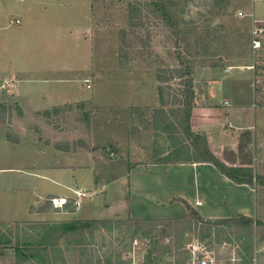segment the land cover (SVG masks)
Wrapping results in <instances>:
<instances>
[{
  "label": "rangeland",
  "instance_id": "obj_1",
  "mask_svg": "<svg viewBox=\"0 0 264 264\" xmlns=\"http://www.w3.org/2000/svg\"><path fill=\"white\" fill-rule=\"evenodd\" d=\"M148 1L91 0V22L96 32L91 35L90 31L83 36L89 25L88 0H21L24 9L28 10L25 13L27 18L39 20V23L42 20L44 24L48 22L51 29L64 24L70 27L71 35L45 34L33 38L30 31H25L28 33L25 37L18 33L14 35L13 31L19 30L18 21L16 25L4 29L0 40L5 47L13 39L18 40L20 44L16 45L21 55L26 53L27 48L30 53H37L39 45L42 58H49V64L53 65L63 59V50L64 61L67 62L69 52L72 70L67 96L70 100H76L92 93L96 105L91 101L65 105L61 107V114L47 119L26 114L22 125L24 132L19 127L10 129L6 134L17 137L18 142L6 138L12 144H0V167H21L29 173L41 171L38 162L46 159V153L58 151L55 146L68 150L66 152L73 170L85 167L83 158L93 160L97 155L105 160H112V156L118 158L119 154L111 146H116V143H119L120 155L123 156L120 160H124L131 153V147L122 144L126 128L128 135H138L141 141L148 138L155 146L151 150H156L159 144L164 146L159 150H165L169 143L164 135L153 130L150 112L160 107V86L164 89L166 109L171 107L172 98L181 94L182 88L178 87L175 70L186 63H191L195 68L214 66L222 70L253 67L260 85L257 106L264 111V20L253 23L249 17L254 7L255 17L264 19V0H255L254 3L253 0H160L172 16L169 27L147 7ZM43 4L48 5L46 12H41ZM129 4L140 12L139 21L134 19L136 25L133 27L128 24ZM19 10L17 6L10 7L2 26L17 20L21 15ZM239 12L244 14L243 17H238ZM253 31L257 32L256 35ZM83 39L93 41L92 61L87 58ZM254 40L260 42L258 49H253ZM10 56L9 47L1 51L0 65L3 59ZM15 58L18 61L21 56ZM91 62L92 67H89ZM236 72L238 78L234 87L226 93H232L231 96L243 103L248 98V83L244 81L247 75L240 76L241 73ZM86 76L91 81L89 90L81 87V80ZM235 76L232 75L229 82H234ZM158 77L162 83L157 81ZM247 101L250 102V99ZM119 119H126V128ZM91 125L94 141L98 145H110L101 148L88 144ZM19 139L22 140L21 144ZM246 139L251 143V137ZM241 154L239 158L243 160L254 157L252 148L251 151L242 150ZM101 166V177L106 173L111 177L112 172L124 174L130 167L125 160L112 165L107 161ZM20 172L0 174V216L12 209L16 212L22 208L30 200L33 187L40 184L33 175L26 172L21 175ZM54 180L53 183L50 180L43 182L47 185V192L55 195L65 192L62 183ZM83 180L87 184L89 178ZM94 181V185L108 184L112 179L105 181L94 177ZM71 182L67 176L63 184L71 185ZM102 190L99 193L92 188L81 190V193L70 191L65 199L67 203L61 208L54 207L51 199L44 198L35 207L37 211L47 213L43 220H30L15 228H2L4 238L0 236V250L35 245L44 233V225L83 220L85 205L83 207L84 203L79 201L78 196L87 194L88 199H93L98 194L102 195ZM110 221L114 223L97 227L93 235L85 237L80 245L75 242L69 245L62 241L60 252L52 256L50 264H191L200 260H210L211 264H264V218L255 222L258 225L253 226L250 236L245 230L237 231L221 225L212 226L208 231L206 224L192 215L187 218L191 226L186 231H182V224L172 225L168 229V224L162 223L156 229L145 227L138 230L137 225L129 220L116 217ZM23 264L38 262L29 259Z\"/></svg>",
  "mask_w": 264,
  "mask_h": 264
},
{
  "label": "crops",
  "instance_id": "obj_2",
  "mask_svg": "<svg viewBox=\"0 0 264 264\" xmlns=\"http://www.w3.org/2000/svg\"><path fill=\"white\" fill-rule=\"evenodd\" d=\"M254 2L255 0H253ZM39 4L40 2L36 5ZM91 4V0L86 3L89 25L86 32H83V36H86L90 31L91 35L96 32L93 30L91 22ZM52 5L53 3H51ZM14 6L19 7L21 12L17 19L19 30L13 31L14 35L18 33L17 35L25 37L28 35L27 31L31 32L33 38L45 34L51 36L56 34L63 37L71 35L70 27L64 26V24L51 29L48 22L44 24L42 20V23H39V20L27 18L25 13L27 14L28 10L24 9L21 0H0V36H2L1 33L4 29L16 25L10 21L9 24L2 26L9 8ZM47 7V4H43L41 12H46ZM254 11L253 7L249 17L252 16L255 22L263 21L264 19L255 17ZM83 40L87 58L92 61L91 43L93 41ZM12 41L9 46L5 47V44L0 40V52L7 50L8 47L11 51V56L3 59L2 65H0V104H16L23 116L19 118L13 112L10 122L0 126V144H12L6 140V134L9 133L10 129L20 127V131L24 132L22 125L26 114H30L34 118L44 111L65 105L90 101L96 105L95 95L92 93L76 100H70L67 96L66 92L70 89L69 75L72 70L69 52L67 62L64 61L66 59L63 50V59L53 65L49 64V58H42L43 53L38 48L39 45L36 48L37 53L32 54L27 48L26 53L21 55L19 47L16 45L19 43L18 40L13 39ZM46 42L48 43V40ZM15 56H21L20 60L17 61ZM89 65L92 67V62ZM236 71L241 73L240 76L247 75L248 79L246 78L244 81L248 83L246 96L250 102H246L247 98L243 103H240L238 98H235L234 95L231 96L232 93H226L230 91L231 87H234L238 78L235 76ZM232 75L235 76V80L229 82L232 81ZM193 79L196 99L190 118L192 131L206 136L210 152L225 165L250 168L254 176L264 178V111L257 106L260 85L256 81V73L253 71V67H231L226 70L214 66L196 67ZM85 80L89 81V85L85 83ZM138 86L141 88V85ZM81 87L91 89V81L87 76L81 80ZM140 106L145 105H137V107ZM152 107L156 106L152 105ZM119 121L126 128V119L124 121L119 119ZM90 129L91 136L88 144H91L92 147L99 146L101 148L110 145L108 143L98 145L93 139L92 125ZM246 132L250 134L251 143L247 142V137L242 136ZM242 137L245 141H241ZM19 140V144H21L22 140ZM116 144V146H111L119 154L118 158L112 156V160H105L100 155L94 157L93 160L83 158L85 163L83 166L85 167L76 170L72 169L71 160L64 149L46 153V159L43 158L38 162L41 171H34L35 173L23 171L21 167H0V174L21 171L20 174L23 175L26 172L36 177L40 183L35 188L33 187L30 200L22 208L16 212L12 209L0 216L1 239L4 238L2 228H15L20 226L22 222L30 220L42 221L44 214L47 215V213L37 211L35 207L41 204L44 198L66 199L70 195V191L81 193L91 188L96 189L98 193L103 188V194H98L93 199H88L87 194L78 196L79 201L84 203L83 207L85 205L82 210L83 220L110 221L116 217L125 220L185 219L188 218V211L183 202L188 204L204 220L243 216L252 219L255 223L264 218V187L255 183L251 186L235 184L220 174L211 164L158 162V159L167 156V151L171 150L169 149L170 144H167V148L163 151L159 149L164 148V146L161 144L156 146V150H159V156L154 159L153 150H151L152 147H155L154 144H151L148 138L141 141L138 135H128L127 128L122 136V144L131 147L130 155L124 158L130 167L124 174L112 172L111 177H109L106 173L104 177L102 176L103 179L106 181L107 178H110L112 181L108 184L104 182V184L94 185L92 183V181L95 182L94 177L103 180L99 174L104 162L108 161L112 165L124 161L120 160V157L123 156L120 155L119 143ZM251 148L254 156L251 160L239 158L242 155V150L243 152L245 149L251 151ZM67 176L72 182L71 185L65 186L63 183ZM87 177L89 180L85 184L83 178ZM54 179L58 180L60 184L62 183L65 192H60L57 195L47 192V185L43 182L48 183L50 180V183H53ZM76 183L78 184L77 187ZM79 201L78 205L80 206ZM9 248L0 250V264H15V249Z\"/></svg>",
  "mask_w": 264,
  "mask_h": 264
},
{
  "label": "trees",
  "instance_id": "obj_3",
  "mask_svg": "<svg viewBox=\"0 0 264 264\" xmlns=\"http://www.w3.org/2000/svg\"><path fill=\"white\" fill-rule=\"evenodd\" d=\"M146 5L152 9L156 17L160 19L164 25L168 27L171 25L173 21L172 16L168 13L166 6L160 0H149ZM139 16V10H135L133 4H129V26L133 27L136 25L133 21L134 19H138L139 21ZM194 68L195 67L192 66L191 63H186L182 68L175 70L178 74V87L182 89L179 96L172 98L171 107L165 108L167 105L164 100V89L162 86L158 88L160 107L154 108L150 112L151 126L153 130L165 136L166 141L170 144L169 149L171 150L167 151V156L165 158L158 159L157 161L162 163L211 164L220 174L224 175L235 184L251 186L255 183L264 187L263 177L254 176L250 168H236L225 165L219 158L210 152L206 136L192 131L190 118L196 99L193 79ZM157 81L162 83L159 77ZM13 112H15L19 118H22V111L16 104H0V126L10 122ZM61 112L62 108L57 107L52 110L44 111L38 114V116L47 119L51 116H57L61 114ZM87 127L89 128V122L87 123ZM242 136L249 138L250 134L246 132ZM6 138L7 140L18 142V138L15 136L8 134ZM55 148L58 150L64 149L60 146H55ZM64 150L68 151L67 149ZM152 156L156 159L159 156L158 151L154 149L152 151ZM183 204L188 211V217L192 215L200 220V222L205 223L208 231H210L212 226L221 225L224 227H232L237 231L245 230L248 233L247 235L250 236L253 226L258 225L257 223L254 224L252 219L243 216H236L229 219L204 220L200 218L188 204L185 202H183ZM129 221L136 224L138 230H142L145 227L156 229V227L162 223H167L168 229L172 228V225L182 224V231L188 230L191 226V222L187 221V218L175 220L146 219ZM112 223L114 222L102 220H75L60 224L44 225V233L35 245L26 244L15 248V264H23L29 259L36 260L38 264H50L52 256L60 252L59 246L62 241L69 245L74 242L78 245L85 237H91L97 227ZM117 223H123V221H118Z\"/></svg>",
  "mask_w": 264,
  "mask_h": 264
},
{
  "label": "built area",
  "instance_id": "obj_4",
  "mask_svg": "<svg viewBox=\"0 0 264 264\" xmlns=\"http://www.w3.org/2000/svg\"><path fill=\"white\" fill-rule=\"evenodd\" d=\"M238 17H243V13L239 12L238 14ZM250 18L252 19V16H250ZM253 23H254V20L252 19ZM12 24H17L18 23V20H14L11 22ZM254 35H256L257 32H252ZM260 47V42L259 41H253V49H258ZM85 83H87V85L89 84V81L88 80H85ZM88 87V86H87ZM51 202L53 203V206L54 207H63L67 202L65 199H57V198H54V199H51ZM191 264H211L210 260H200V261H192Z\"/></svg>",
  "mask_w": 264,
  "mask_h": 264
}]
</instances>
